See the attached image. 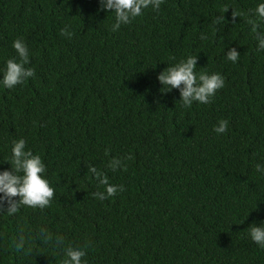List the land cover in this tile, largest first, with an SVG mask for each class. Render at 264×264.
Returning a JSON list of instances; mask_svg holds the SVG:
<instances>
[{
  "label": "trees",
  "instance_id": "16d2710c",
  "mask_svg": "<svg viewBox=\"0 0 264 264\" xmlns=\"http://www.w3.org/2000/svg\"><path fill=\"white\" fill-rule=\"evenodd\" d=\"M257 2L163 0L112 31L114 14L97 11L99 0H0V67L17 58L19 38L35 71L0 87V170L23 138L54 189L44 208L0 211V264H62L68 246L83 247L86 264H264L248 234L264 220ZM190 55L197 74L219 73L224 87L207 104L182 107L157 75ZM220 119L223 134L213 131ZM88 165L124 190L96 198L103 186Z\"/></svg>",
  "mask_w": 264,
  "mask_h": 264
},
{
  "label": "clouds",
  "instance_id": "9594fccd",
  "mask_svg": "<svg viewBox=\"0 0 264 264\" xmlns=\"http://www.w3.org/2000/svg\"><path fill=\"white\" fill-rule=\"evenodd\" d=\"M163 0H99L97 11L104 10L114 14L112 31L120 29L121 25H127L136 17L142 15V11L151 7L159 10ZM243 13L232 11L233 17H240ZM250 16L254 18L251 22V29L255 34L256 51H264V31H260L258 22H264V0H258ZM219 22V19L216 21ZM61 35L71 36L72 33L67 27L62 28ZM206 38V37H202ZM12 48L17 58H9L0 67V87L12 89L24 83L27 79L34 77L35 71L29 64V50L22 39H15ZM240 53L236 48H229L226 52V59L236 63ZM196 55H190L185 59L168 65L157 75V80L162 85L161 91L169 92L173 89L179 91V101L182 107H190L194 102L207 104L215 95L217 90L224 87V77L219 73H196ZM228 128V121L220 119L213 126V131L223 134ZM4 161L9 162L10 168L0 170V211L13 215L20 205L29 207L44 208L48 206L53 198L54 189L50 186L45 176L46 166L39 155L26 149V141L23 138L12 141L11 155ZM120 160L114 159L109 167L115 170L120 166ZM256 170L264 174V166L257 164ZM88 172L97 179L99 185L103 186L102 191L93 195L105 200L113 197L118 191H123V185L109 183L108 177L93 165H88ZM18 197V199H14ZM248 234L251 240L259 247L264 248V220L258 224L253 222L249 225ZM51 237H46L50 239ZM55 242L63 244V236H56ZM24 237L21 236L16 243L19 249L23 247ZM86 256L83 247L68 246L64 248L62 264H86L82 258Z\"/></svg>",
  "mask_w": 264,
  "mask_h": 264
}]
</instances>
